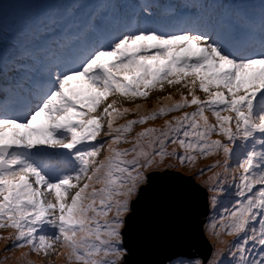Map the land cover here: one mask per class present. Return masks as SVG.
I'll list each match as a JSON object with an SVG mask.
<instances>
[{
  "label": "snow or ice",
  "instance_id": "6c2138e0",
  "mask_svg": "<svg viewBox=\"0 0 264 264\" xmlns=\"http://www.w3.org/2000/svg\"><path fill=\"white\" fill-rule=\"evenodd\" d=\"M94 2L83 21H30L0 50L5 251L122 264L134 203L154 174L178 171L200 181L213 210L231 197L206 232L219 245L234 240L208 264L225 254L228 264H264V0ZM88 3L75 0L69 15ZM57 28L61 38L37 47ZM166 89L175 91L151 110L124 106Z\"/></svg>",
  "mask_w": 264,
  "mask_h": 264
},
{
  "label": "water",
  "instance_id": "95a60500",
  "mask_svg": "<svg viewBox=\"0 0 264 264\" xmlns=\"http://www.w3.org/2000/svg\"><path fill=\"white\" fill-rule=\"evenodd\" d=\"M208 213L207 193L194 179L179 172L154 174L127 218L128 256L122 264H164L178 256L205 264L211 252L203 236Z\"/></svg>",
  "mask_w": 264,
  "mask_h": 264
},
{
  "label": "rangeland",
  "instance_id": "374dc122",
  "mask_svg": "<svg viewBox=\"0 0 264 264\" xmlns=\"http://www.w3.org/2000/svg\"><path fill=\"white\" fill-rule=\"evenodd\" d=\"M12 1V0H11ZM95 3V2H94ZM2 7H4V10H3V12H4V16H5V21L3 22L2 21V16H0V32L1 33H3V34H6L8 31L11 33V37L10 38H8V40H9V42L13 45L14 44V42H17V41H19L20 39H21V35H22V32L24 31V29H25V27L28 25V23L30 22V21H34L35 19H37L38 18V16H37V18H35V19H32V20H29V19H23L22 18V16H20V15H18L16 18H14L13 16H12V10H13V6H14V4L12 3V4H7L6 2L3 4V5H1ZM82 9V8H81ZM52 43V42H51ZM50 43V44H51ZM49 44V45H50ZM37 47H41L40 45H38ZM44 47V46H43ZM153 100L154 101H156V97H153ZM124 106H126V107H130L131 106V103H128V102H125V104H124ZM156 106V105H155ZM154 106V107H155ZM188 111L189 112H191V111H193V109H188ZM180 113H175V114H173V115H179ZM168 119H170L171 118V116H169V117H167ZM157 121H161V125L160 126H162V124L164 123V121L163 120H157ZM124 121H118V123H123ZM135 131H137L136 129H135ZM138 131H140V130H138ZM103 139H105V137H103ZM103 141V140H102ZM102 155H103V153H102ZM215 158H208L207 160H202V161H200V163L197 165V167L199 168V167H201V166H204V165H207V164H210L213 160H214ZM211 175V173H207V176H210ZM207 176H205V177H203L202 179H206L207 178ZM221 204H222V202H221ZM220 204V205H221ZM220 206H218L216 209H215V211L213 210V208L210 206V203H209V196H208V210L210 211L211 210V213L207 216V218H206V221H205V223H204V225L203 226H205V228H204V230H203V236H204V238L206 239V241H207V243L209 244V246H210V248H211V252H210V256H209V258H208V260L206 261V263L205 264H208V262L209 261H212V260H214L216 257H215V253L217 252L216 251V248L217 247H222L221 245H217L216 244V240L215 239H213V237H212V235H211V229L209 228V229H207V232H206V226L207 225H209L210 224V222H211V220L212 219H214L218 214H219V212L221 211V209L222 208H219ZM9 231L10 230H6V231H0V235H3V236H7L8 234H9ZM223 238H225L226 239V243H225V245H223V247L224 246H226L228 243H231L233 240H234V238L233 237H228V236H223ZM11 247V244L9 243V242H5V246L3 247V249H2V251H0V256H1V258H2V254L4 253V251L3 250H5L6 249V247ZM15 250H19V251H22L24 254L25 253H28V255L26 256L27 258H29V259H34V262H38V261H40V262H43V260H44V257H42V256H37V255H35V254H32L31 253V251H30V249H28V248H24V249H15ZM8 253L6 254V255H8L9 253H10V251H7ZM126 256H128V255H126ZM5 257H7V256H5ZM25 257V255L24 256H22L21 257V259H23ZM181 257V256H180ZM7 258H9V257H7ZM193 258H196V257H193ZM172 259H174V258H172ZM171 259V260H172ZM196 259H200V258H196ZM219 259H221L222 261H223V264H228V259H227V256H226V254H225V256H222V257H219ZM124 260H125V257H124ZM123 260V261H124ZM171 260H168V261H166L164 264H171ZM201 260V259H200ZM7 261V259H0V262H2V264L3 263H5ZM14 262V260H11V259H9L8 261H7V264H12ZM46 263H48V262H46ZM67 264V263H66Z\"/></svg>",
  "mask_w": 264,
  "mask_h": 264
},
{
  "label": "bare ground",
  "instance_id": "6f19581e",
  "mask_svg": "<svg viewBox=\"0 0 264 264\" xmlns=\"http://www.w3.org/2000/svg\"><path fill=\"white\" fill-rule=\"evenodd\" d=\"M5 3V0H0V16H2V21L4 22L6 19H5V16H4V12H3V10H4V7H2L1 5H3ZM87 15H89V13L87 14ZM87 15H85V17L84 18H86L87 17ZM39 17H41V15H39ZM54 35H55V37L56 38H61V36H60V33L57 31V29H56V32L54 33ZM45 45V43L44 42H42L41 44H40V46H44ZM164 95H167V94H163V96ZM149 126H152V124H148V125H146L145 127H149ZM137 129L139 130V129H141L140 127H137ZM221 239L223 240V241H225V243H226V239L225 238H223V236L221 237ZM5 242H6V240H0V251H2V249H3V247L5 246ZM216 244H217V242H216ZM217 245H219V244H217ZM222 247H223V245H221ZM220 247H217L216 248V251L219 249ZM4 251V253L2 254V258L3 259H7V261L9 260V259H11V260H14V262L12 263V264H29V261L31 262V264H49V262L48 263H44V262H40V261H38L37 263L36 262H34V259H29V258H27V257H24L23 259H21V257L22 256H24V253L22 252V251H19V250H12V251H10V253L8 254V255H6L8 252H6L5 250H3ZM5 256H7V257H9V258H7V257H5ZM1 258V256H0V259H2ZM7 261L5 262V263H3V264H7ZM51 264H66V260L63 258V257H59V258H55L54 259V261H52L51 262Z\"/></svg>",
  "mask_w": 264,
  "mask_h": 264
},
{
  "label": "clouds",
  "instance_id": "9594fccd",
  "mask_svg": "<svg viewBox=\"0 0 264 264\" xmlns=\"http://www.w3.org/2000/svg\"><path fill=\"white\" fill-rule=\"evenodd\" d=\"M157 96H159V95H162L161 93H155ZM153 95L151 98H149L151 101H150V103L152 102H154V100H153V97H157L156 95ZM9 247V246H8ZM127 255H128V253H127ZM56 258V256L55 255H52V256H50V257H48V258H44V260H43V262L44 263H46V262H52V261H54V259ZM67 263V262H66Z\"/></svg>",
  "mask_w": 264,
  "mask_h": 264
},
{
  "label": "trees",
  "instance_id": "16d2710c",
  "mask_svg": "<svg viewBox=\"0 0 264 264\" xmlns=\"http://www.w3.org/2000/svg\"><path fill=\"white\" fill-rule=\"evenodd\" d=\"M214 138H217V137H214ZM173 172H178V171H173ZM179 173H180V172H179ZM184 176H186V177H190V176L187 175V174H184ZM194 182H195V184H197V185L200 186V181H197V180L194 179ZM206 192H207V191H206ZM207 194H208V196H209V193H208V192H207ZM228 199H231V197H229ZM228 199L223 200V201H222V204L220 205L219 208H222L224 204L228 203ZM214 211H215V210H214ZM210 213H211V210L209 211V214H210ZM206 218H207V217H206ZM204 228H205V226H203V230H204Z\"/></svg>",
  "mask_w": 264,
  "mask_h": 264
}]
</instances>
